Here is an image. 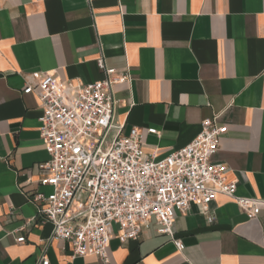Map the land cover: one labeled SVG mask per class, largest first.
<instances>
[{"label":"crops","instance_id":"0c3cea01","mask_svg":"<svg viewBox=\"0 0 264 264\" xmlns=\"http://www.w3.org/2000/svg\"><path fill=\"white\" fill-rule=\"evenodd\" d=\"M100 56L128 75L113 88L115 123L124 135L143 130L144 153L166 157L216 116L227 132L214 160L236 196L264 199V0H0V264H264V212L249 216L224 196L211 223L194 203L176 214L182 251L153 223L136 241L114 235L107 263L44 247L52 226L28 199L51 193L38 184L48 156L25 85L43 73L97 81Z\"/></svg>","mask_w":264,"mask_h":264},{"label":"built area","instance_id":"2783aa9c","mask_svg":"<svg viewBox=\"0 0 264 264\" xmlns=\"http://www.w3.org/2000/svg\"><path fill=\"white\" fill-rule=\"evenodd\" d=\"M96 66L102 78L91 83L62 82L43 73L31 75L25 85L24 91L39 101L38 133L48 156L38 165V184L50 187L51 193H34L28 199L42 223L52 226L44 247L58 241L71 260L95 256L107 263L114 235L122 243L136 241L152 223L182 251L173 223L192 203L201 207L208 223L214 219L210 204L218 196L249 216L264 212V199L235 195L236 183L226 178L227 167L214 160L227 132L216 116L203 119L198 134L166 157L146 154L143 130L132 127L124 135L123 125L115 123L118 100L113 88L128 80L127 73L106 67L102 56ZM146 133L158 132L148 128ZM16 242L23 243L24 237ZM37 264L49 261L42 256Z\"/></svg>","mask_w":264,"mask_h":264}]
</instances>
